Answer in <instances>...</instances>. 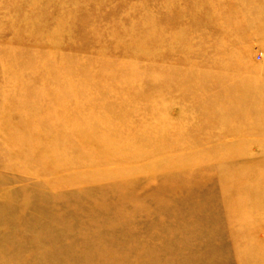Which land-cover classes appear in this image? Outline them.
<instances>
[{
    "label": "rangeland",
    "instance_id": "1",
    "mask_svg": "<svg viewBox=\"0 0 264 264\" xmlns=\"http://www.w3.org/2000/svg\"><path fill=\"white\" fill-rule=\"evenodd\" d=\"M35 1L0 0V45L22 22L38 24L35 34L65 22L74 60L88 62L106 48L118 62L138 51L123 36L129 29L134 41L156 43L132 65L160 72L149 84L176 85L164 100L172 98L168 118L175 124L163 133L144 125L150 135L137 126L135 134L120 126L98 131L114 146L136 145L108 154L125 160H100L97 180L66 188L53 169L35 173L41 181L30 179L21 169L25 153L6 159L0 152V264H248L246 253L260 254L249 235L264 241L263 205L242 209L239 222L232 212L241 198H264V0ZM16 40L13 48L30 47L28 35ZM208 42L229 58L214 75L190 80L195 68L219 60H203L194 49ZM155 52L159 59L146 57ZM210 82L231 89L190 98L187 87ZM4 144L0 138V150Z\"/></svg>",
    "mask_w": 264,
    "mask_h": 264
},
{
    "label": "bare ground",
    "instance_id": "2",
    "mask_svg": "<svg viewBox=\"0 0 264 264\" xmlns=\"http://www.w3.org/2000/svg\"><path fill=\"white\" fill-rule=\"evenodd\" d=\"M31 4L35 6L36 1L31 0ZM22 24L25 28L23 25L17 26L21 30L19 34L14 32L11 38L0 45V138L5 141L3 148L7 153L2 148L0 152L7 155H4L6 159L25 153L24 160H27V164L31 165L34 162L37 165L36 172L28 170L27 164L21 165V169L29 174L30 179L41 181L35 173L53 169L52 178H65L58 185L60 188H66L71 184L74 186L93 182L97 180L94 176L95 172L99 173L101 170L98 167L100 160H105L101 163L103 166L113 164L118 159L125 160L126 156L119 158L108 154H112L111 151L114 154L119 153L124 145H136L125 141L115 142L116 146H114L112 138L99 139L98 131L102 129L109 131L120 126L127 127V131L133 134L137 126L140 127L139 134L150 135L152 133H148L150 130H145L144 125L163 133L167 126L175 124L172 117L168 118L172 98L164 100L170 95L174 97L177 92L176 85L160 87L153 82L149 84L147 80L160 79V72L149 68L138 71L132 65L138 55H145L143 51L148 49L147 45L156 43L150 44L146 37L134 41L131 38L133 32L125 29L123 36L134 42L138 50L133 58L125 61L121 58L123 61L113 62L105 54L108 50L106 48L103 50L101 46L99 55L96 53L97 55L94 56L96 58L81 63L68 53L71 51L70 45L73 40H70L69 35L64 36L65 22H63L64 26L59 22V25L51 29L42 26L39 34L34 33L38 27L35 22L28 21ZM24 35L30 37V47L18 45L19 49L13 48L11 43L15 39L21 40ZM208 43L209 45H195L194 49L199 51L197 53L203 60L212 57L219 60L211 62L214 64L211 69L195 68L188 75L190 80H196L202 75L205 77L214 75L217 63L229 58L226 54L222 56L220 46L213 45L212 42ZM215 46L218 47L211 49ZM28 51L31 52L28 53L30 55L27 54ZM146 57L157 60L159 54L148 53ZM138 80L141 82L138 83ZM225 88L231 89L210 82L187 87V92L193 99L208 95L219 96ZM181 101L177 102L181 103ZM228 104L237 105L231 100ZM227 106L222 105L225 110ZM112 113L114 117L110 116ZM185 114L188 116L192 112L187 111ZM219 151L222 153L223 150ZM237 151V149H228L225 154H233ZM86 152L90 153L86 155ZM220 153L218 155H221ZM86 163H91L92 168H83ZM47 183L55 182H50L49 178ZM237 205L232 212V217L235 216L234 222L242 221L244 218V216L239 218L242 209H252L262 205L264 207V198L249 195L238 200ZM249 237L250 240L253 239L254 244L259 245L261 251L260 254L255 251L246 253L247 263L257 264L259 260L264 262V241L258 243L251 233ZM260 263L262 264V262L258 264Z\"/></svg>",
    "mask_w": 264,
    "mask_h": 264
}]
</instances>
